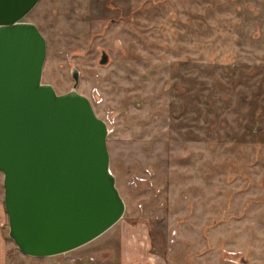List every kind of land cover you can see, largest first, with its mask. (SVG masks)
I'll return each mask as SVG.
<instances>
[{
  "label": "rangeland",
  "instance_id": "1",
  "mask_svg": "<svg viewBox=\"0 0 264 264\" xmlns=\"http://www.w3.org/2000/svg\"><path fill=\"white\" fill-rule=\"evenodd\" d=\"M24 20L46 38L43 82L66 92L77 68L107 122L126 210L29 256L12 250L0 171L6 264H264V0H40Z\"/></svg>",
  "mask_w": 264,
  "mask_h": 264
},
{
  "label": "water",
  "instance_id": "2",
  "mask_svg": "<svg viewBox=\"0 0 264 264\" xmlns=\"http://www.w3.org/2000/svg\"><path fill=\"white\" fill-rule=\"evenodd\" d=\"M39 1L0 0V171L9 236L45 257L109 230L126 202L110 168L108 124L77 90L79 70L66 92L43 82L46 38L24 20Z\"/></svg>",
  "mask_w": 264,
  "mask_h": 264
},
{
  "label": "crops",
  "instance_id": "3",
  "mask_svg": "<svg viewBox=\"0 0 264 264\" xmlns=\"http://www.w3.org/2000/svg\"><path fill=\"white\" fill-rule=\"evenodd\" d=\"M1 208H3V203L1 204L0 202V213H1ZM12 245H14L13 247L15 249H13L12 246L9 247L5 233L0 228V264H6L9 248L10 249L12 248V250H16V251L18 250V247L15 244Z\"/></svg>",
  "mask_w": 264,
  "mask_h": 264
},
{
  "label": "flooded vegetation",
  "instance_id": "4",
  "mask_svg": "<svg viewBox=\"0 0 264 264\" xmlns=\"http://www.w3.org/2000/svg\"><path fill=\"white\" fill-rule=\"evenodd\" d=\"M102 54V53H101ZM99 62H100V58H99ZM109 62V61H108ZM100 64H103V63H101L100 62ZM103 65H105V64H103ZM79 84V83H78ZM146 228H147V226H146ZM148 231H149V228H148ZM69 258V257H68ZM68 258H66V259H68Z\"/></svg>",
  "mask_w": 264,
  "mask_h": 264
}]
</instances>
